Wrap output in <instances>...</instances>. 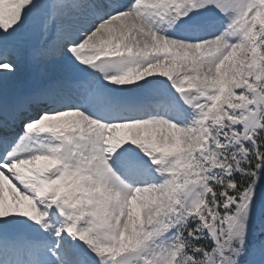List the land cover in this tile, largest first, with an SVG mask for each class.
<instances>
[{"label": "snow or ice", "instance_id": "1", "mask_svg": "<svg viewBox=\"0 0 264 264\" xmlns=\"http://www.w3.org/2000/svg\"><path fill=\"white\" fill-rule=\"evenodd\" d=\"M0 264H264V0H0Z\"/></svg>", "mask_w": 264, "mask_h": 264}, {"label": "rangeland", "instance_id": "2", "mask_svg": "<svg viewBox=\"0 0 264 264\" xmlns=\"http://www.w3.org/2000/svg\"><path fill=\"white\" fill-rule=\"evenodd\" d=\"M21 73H24V70ZM37 75H38V70L30 66V68H29V75H28L29 76V79L26 80L27 82H30V83L28 84L26 81L25 82L22 81V82H20L21 83L20 84V87L22 86V89H24V88H26L25 86H27V85L30 86L31 82H32V85L34 83H36L37 82ZM21 77H24V76L22 75ZM19 88L17 87L16 89H19Z\"/></svg>", "mask_w": 264, "mask_h": 264}, {"label": "bare ground", "instance_id": "3", "mask_svg": "<svg viewBox=\"0 0 264 264\" xmlns=\"http://www.w3.org/2000/svg\"><path fill=\"white\" fill-rule=\"evenodd\" d=\"M29 68H30V66H25V68H24V73H21L20 75H19V77L17 78V80L13 83V87L14 88H19L20 87V82H22V81H26L27 79H29ZM24 76V77H21V76ZM27 82V81H26ZM28 84L30 83V82H27ZM23 84V83H22ZM17 86V87H16ZM19 89H22V86L19 88Z\"/></svg>", "mask_w": 264, "mask_h": 264}]
</instances>
